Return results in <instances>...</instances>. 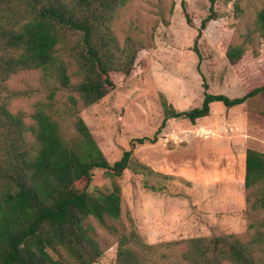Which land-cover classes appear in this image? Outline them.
<instances>
[{"label": "rangeland", "instance_id": "374dc122", "mask_svg": "<svg viewBox=\"0 0 264 264\" xmlns=\"http://www.w3.org/2000/svg\"><path fill=\"white\" fill-rule=\"evenodd\" d=\"M209 10L207 0H129L112 25L116 41L124 48L132 39L141 48V58L149 57L151 64L132 78L115 75L116 90L94 105L86 107L81 101L75 87L80 82L78 64L64 54L72 88H64L53 70L20 72L8 81L22 93L11 103L13 113L23 115L28 125L34 124L38 111L50 113L66 138L77 136L80 116L111 164L136 139L145 140L133 150L132 166L121 177L97 171L92 191L108 193L117 183L122 216L115 226L125 233L136 230L150 245L216 235L248 241L254 231L250 224H259L264 216L250 211L245 189L247 150L264 153V96L231 109L213 103L210 115L195 125L184 117L173 119L157 142L148 141L164 117L162 96L176 110L189 111L201 107L204 82L210 93L230 98L264 84V46L256 30L264 0H217L219 18L196 42ZM230 44L247 51L235 66L226 57ZM91 222L104 249L95 264H116V237L95 219ZM185 251V244L174 247L168 264H184Z\"/></svg>", "mask_w": 264, "mask_h": 264}, {"label": "trees", "instance_id": "16d2710c", "mask_svg": "<svg viewBox=\"0 0 264 264\" xmlns=\"http://www.w3.org/2000/svg\"><path fill=\"white\" fill-rule=\"evenodd\" d=\"M207 1L209 14L196 42L219 18L217 0ZM128 2L0 0V264H95L104 249L92 219L116 237V264H168L170 253L180 244L186 245L184 264H264V216L259 224H250L254 231L248 241L216 235L150 245L136 230L122 232L115 226L122 216L121 187L113 183L108 193L94 192L92 183L97 171L121 177L132 166L133 150L145 140L136 139L132 149L111 164L80 116L75 121L77 136L66 138L50 113L38 111L34 124L28 125L23 115L11 111L12 101L22 93L11 89L8 81L20 72L53 70L64 88H72L70 66L62 54L78 64L80 82L75 87L86 107L116 90L115 75L132 78L146 70L150 58H141V48L132 39L121 48L112 29ZM186 20L192 26L187 13ZM256 30L264 46V11L258 15ZM246 52L244 46L230 44L226 57L235 66ZM203 86L201 107L189 111H178L166 97L160 98L164 117L149 142H157L173 119L184 117L195 125L210 115L213 103L231 109L264 96V84L238 98L212 94L206 82ZM71 100L76 106L77 100ZM245 158L250 211L264 215V153L248 149Z\"/></svg>", "mask_w": 264, "mask_h": 264}]
</instances>
